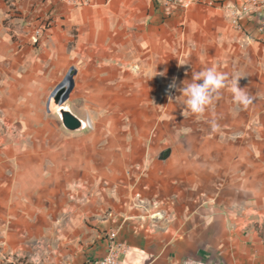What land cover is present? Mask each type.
Returning <instances> with one entry per match:
<instances>
[{
	"label": "crops",
	"instance_id": "crops-1",
	"mask_svg": "<svg viewBox=\"0 0 264 264\" xmlns=\"http://www.w3.org/2000/svg\"><path fill=\"white\" fill-rule=\"evenodd\" d=\"M87 1L0 0V264H93L111 230L121 264H264V0Z\"/></svg>",
	"mask_w": 264,
	"mask_h": 264
},
{
	"label": "clouds",
	"instance_id": "clouds-1",
	"mask_svg": "<svg viewBox=\"0 0 264 264\" xmlns=\"http://www.w3.org/2000/svg\"><path fill=\"white\" fill-rule=\"evenodd\" d=\"M241 77L236 76L231 80V92L234 102L246 109L253 102V98L244 88L238 86V80ZM229 79L228 74L219 72L215 68L194 73L192 82L184 84L181 89L184 106L191 114L202 115L220 98L221 90L227 86Z\"/></svg>",
	"mask_w": 264,
	"mask_h": 264
},
{
	"label": "water",
	"instance_id": "water-1",
	"mask_svg": "<svg viewBox=\"0 0 264 264\" xmlns=\"http://www.w3.org/2000/svg\"><path fill=\"white\" fill-rule=\"evenodd\" d=\"M73 77L74 71L69 70L63 80L55 86L49 98V102L55 108L63 126L71 131L83 129L88 125L86 120L77 116L65 103L73 87Z\"/></svg>",
	"mask_w": 264,
	"mask_h": 264
},
{
	"label": "built area",
	"instance_id": "built-area-1",
	"mask_svg": "<svg viewBox=\"0 0 264 264\" xmlns=\"http://www.w3.org/2000/svg\"><path fill=\"white\" fill-rule=\"evenodd\" d=\"M63 1H66L72 5H82L88 2L87 0H63ZM164 1L167 4L178 2L185 8H188L191 5L190 0H164ZM250 3L253 8H257L263 5V3L260 0H250ZM237 15L239 14L235 13V18ZM116 233H117L116 230H111L106 235L107 250L105 254L101 258L96 260L93 264H121L120 255L121 253L124 252V248L119 242H117ZM16 262L17 261L12 260V264H16Z\"/></svg>",
	"mask_w": 264,
	"mask_h": 264
},
{
	"label": "rangeland",
	"instance_id": "rangeland-1",
	"mask_svg": "<svg viewBox=\"0 0 264 264\" xmlns=\"http://www.w3.org/2000/svg\"><path fill=\"white\" fill-rule=\"evenodd\" d=\"M108 91H110V90H108Z\"/></svg>",
	"mask_w": 264,
	"mask_h": 264
}]
</instances>
